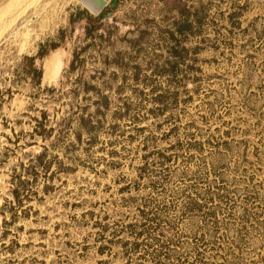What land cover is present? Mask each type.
<instances>
[{"label":"rangeland","instance_id":"1","mask_svg":"<svg viewBox=\"0 0 264 264\" xmlns=\"http://www.w3.org/2000/svg\"><path fill=\"white\" fill-rule=\"evenodd\" d=\"M107 1L109 5L112 0ZM189 1L208 6L206 25L200 35L188 40L190 56L180 65V72H187V85L181 89L178 102L156 115L149 110L156 105L159 92H153L152 86L166 89L172 80L153 71L150 60L157 53L160 56L155 59L160 64L166 61L170 57L168 44L156 48L155 42V46L149 43L136 51L129 39L137 33L127 31L134 21L144 29L150 21L178 20L180 13L175 7L166 12L165 0H118L109 16L110 22L115 17L120 24L111 54L124 53L130 65H138L141 78L147 75L151 80L136 81L134 68L126 72L113 63L109 65L107 75L116 73L112 89L107 91L110 105L101 115L92 145L87 143V134L77 141L76 118L61 137L57 132L62 118L75 104L71 90L81 75L80 71L73 72L67 81L66 70L74 49L83 43L85 24H71L70 16L83 9L98 12L87 0H27L0 24V264L122 263L126 249L136 240L135 232H131L136 228L125 226L139 222L137 205L143 202L130 197L150 193L156 195V203L168 206L166 214L176 220L174 230L182 235L176 250H189L195 244L193 235L206 231L203 215H182L185 197L174 191L185 185L181 181L183 171L211 169L221 158L225 168L219 173L237 187L241 208L228 217L229 209L222 203L218 210L220 237L199 246V261L192 251L186 261L171 258L157 262L149 238L142 241L134 259L140 264H264V154L258 160L254 153L257 147L264 151V0H238L243 10L234 19L235 26L229 15L236 0ZM62 30L59 47L39 58L40 46L59 42ZM29 57H34V66L43 71L40 85L25 72ZM58 60L60 70L46 75ZM102 66L88 57L84 78L96 81L90 75ZM123 83L125 88L120 89ZM61 86L62 92L45 90ZM82 96L80 93L79 99ZM126 101L133 103V109L120 117L118 110ZM90 111L94 112L95 106ZM171 113L175 120L167 121ZM44 117L47 129H55L46 137L35 131ZM147 138L149 147L145 149ZM207 139L211 143L189 152L187 141ZM225 139L233 141V147L223 149L221 155L216 143ZM242 140L247 142V151L244 144L238 146ZM177 141L186 147L173 150L179 157L166 165L176 173L174 183L166 190L153 191L148 182L157 177L147 172L138 184L137 167L143 164L144 154L153 146L164 149ZM112 151L119 155L111 157ZM43 152L48 171L39 163ZM155 168L160 171L161 167ZM15 175L29 181V198L21 205L12 193ZM249 194L257 196L251 204L245 201ZM246 206H251L252 217L241 229L242 207ZM126 240L131 243L125 247ZM104 246L108 249L100 254ZM138 255L142 258L136 259Z\"/></svg>","mask_w":264,"mask_h":264},{"label":"trees","instance_id":"2","mask_svg":"<svg viewBox=\"0 0 264 264\" xmlns=\"http://www.w3.org/2000/svg\"><path fill=\"white\" fill-rule=\"evenodd\" d=\"M169 3H172V6H169ZM118 0H112L108 6H106L99 13H91L87 9L79 10L78 12L71 14L70 23L75 24L78 21H84V40L82 45H78L73 52L72 60L69 64V68L66 70L67 81L70 80L72 73L80 71L79 75L75 79V88L71 91L74 94L75 104L72 105L71 109L68 111V114L64 116L61 120V128L58 130V138L64 133L65 128H67L72 119L76 118L78 120V131H77V141H82V135L87 134L89 139L87 143L92 145L94 143V138L99 131V125L101 120V115L105 114L106 110L109 109L110 98L108 96L109 90L112 89L113 82L115 79L116 73L114 76L107 75L108 67L111 63L119 66L122 70L126 72L131 68H134V80L138 81H150L151 79L145 75L143 79L140 76V70L138 65H130V61L127 60V57L124 53L117 51L115 55L111 54V44L115 39V35L120 31V24L117 23L115 17H113V22L109 21V16L113 14L114 10L117 8ZM92 5L90 4V7ZM165 11L169 12L174 7L177 8L178 13H180V18L178 20L170 21L169 18H164L161 21H150L149 24H146V27L141 28L140 23L134 21L131 23L127 33H137L136 37L129 39L130 47L136 51H140L146 44H153L156 48H162L165 44H168V52L170 57L163 61L162 64L159 63L158 57L159 54L155 53L151 57L150 64L153 66V71L167 75L171 78V86L166 89H161L158 85L152 86L153 92H158L155 97L156 105L151 107L149 110L151 113L156 115L163 114L166 110L171 108L173 103H177L181 89L187 85V72L185 74L180 72V65L185 63L189 58V49H188V40L192 36L200 35L204 30L206 25V17L208 12V6L203 3L194 5L190 3L189 0H165ZM235 10L230 13L231 25L235 26L234 19H237L243 10V5L238 3V0L234 3ZM164 11V13H165ZM64 31H61L60 41H52L48 44H42L39 48L37 56L43 58L49 53V51L56 49L61 44L63 39ZM155 42V44H154ZM155 52V51H154ZM154 54V53H153ZM91 57L92 60H98L103 66L99 69H96L94 73L90 75L92 79L96 81L86 80L84 77V67L85 61ZM28 63L25 65V72L27 75H31L33 79H36V84L40 85L42 80V69H38L34 66V57H29ZM181 75V79H178ZM127 78L125 77V80ZM126 83V82H125ZM64 85V82H62ZM125 85H121L120 89H124ZM46 91L49 92H62V86L46 88ZM161 90V91H160ZM143 90H140L142 92ZM83 93L81 99H79V94ZM64 94V92L62 93ZM84 100V102L82 101ZM95 106V111H90V107ZM133 109V103L130 101L125 102L124 108L118 110L120 117H125ZM46 118L38 122V126L35 131L44 137L45 134L54 131V127L47 129L45 125ZM175 120L174 115L171 113L167 117V121ZM39 128V129H38ZM144 127H141L142 130ZM173 126L171 129H174ZM149 138L144 142V148L149 147L148 143ZM211 143L210 140L206 141H195L193 143L191 140L187 141V147L189 149L196 148L194 150H201L204 143ZM200 147H197V144ZM238 146L241 148V143L246 146L244 151H247V142L244 140L238 142ZM233 141L227 139L220 142L217 140L216 146L219 148V153L223 155V149L225 151L230 150L233 146ZM186 146L183 145L181 141L170 145L167 148L161 149L158 146H153L144 154L143 164L137 167V183L141 184L142 181L146 178L147 172L151 173L157 178L150 179L148 186L152 187V190L158 192L159 188L167 189V186L175 181V172L170 170L166 166L170 164L174 158H178L179 154L172 152L173 150H182ZM199 148V149H198ZM193 150V149H192ZM255 155L258 160L261 159V155L264 154L263 150H259L257 147L255 149ZM110 156L119 155L117 151H112L109 153ZM193 155V154H192ZM191 155V156H192ZM46 152H43L39 155V163L43 168L48 171L49 164L45 159ZM243 156V155H242ZM245 158V156H243ZM149 158H153L151 161ZM220 158V157H219ZM247 159V158H246ZM219 163L216 165L213 164L211 169L200 168L198 170H185L182 172L181 181L185 183L184 186H181L179 191L176 190L174 193L182 194L185 197L184 205L182 206L181 212L183 214H201L203 215V221L206 231H203L201 235L194 234L193 241L195 244L190 247L189 250L184 252H178L176 247L179 245L182 235L178 232H175V219L169 217L166 214L167 205L161 206L159 203H156V195L150 193L148 196H136L130 197L131 199H142L143 202L138 204L139 210V222L136 224H128L125 228L135 227V241L133 242V247L129 250L126 249L124 258L125 261L119 264H134L141 263L134 259V254L139 253V246L144 241V239L149 238L151 241L148 243L150 247H154L153 258L157 262L169 260L171 258H176L179 262L186 261L188 255L191 252L195 251V261H199L202 256V252L199 251V246L206 245L208 243H213L216 241V238H219V224L220 220L218 219V210L222 206V203L228 207V217L232 216L234 212L241 208L240 204L237 202V187H232L230 182L226 180L219 170L225 168V163L222 161V158L219 159ZM161 167L159 170L155 167ZM155 173V174H154ZM16 186L12 190L14 197L17 199L19 204L29 198V189L27 187L29 181L22 179L21 175H15ZM186 180L191 181L187 183ZM236 182V181H235ZM126 185L124 190L127 189ZM257 196L254 194H249L246 197L247 203H252L256 200ZM251 206L242 207V228L244 229L247 222L251 220L252 212L250 211ZM148 223L149 226L145 227ZM104 229L105 226H104ZM132 230V229H131ZM146 236V237H145ZM208 236V237H207ZM240 241L241 238H238ZM214 240V241H210ZM237 242V239L234 241ZM129 243V240H126L123 245L126 247ZM158 244V245H157ZM107 246L101 247L99 250L100 254L106 253ZM143 256V255H140ZM138 257L136 259H141ZM110 264L109 260L101 261L100 264Z\"/></svg>","mask_w":264,"mask_h":264},{"label":"bare ground","instance_id":"3","mask_svg":"<svg viewBox=\"0 0 264 264\" xmlns=\"http://www.w3.org/2000/svg\"><path fill=\"white\" fill-rule=\"evenodd\" d=\"M26 1L27 0H8L5 3V5L3 6L2 10L0 11V24L7 17H9L11 14H13L14 11H16L18 8H20ZM61 64H62L61 60L56 61L54 66H53V69L51 71L47 70L45 74L46 75H49V74L51 75L53 72H54V74H56L60 70Z\"/></svg>","mask_w":264,"mask_h":264},{"label":"water","instance_id":"4","mask_svg":"<svg viewBox=\"0 0 264 264\" xmlns=\"http://www.w3.org/2000/svg\"><path fill=\"white\" fill-rule=\"evenodd\" d=\"M7 1L8 0H0V11L2 10L3 6ZM87 1L89 4L92 5L91 8L98 13L108 5L107 0H87Z\"/></svg>","mask_w":264,"mask_h":264}]
</instances>
